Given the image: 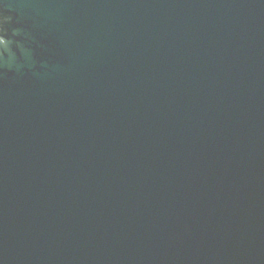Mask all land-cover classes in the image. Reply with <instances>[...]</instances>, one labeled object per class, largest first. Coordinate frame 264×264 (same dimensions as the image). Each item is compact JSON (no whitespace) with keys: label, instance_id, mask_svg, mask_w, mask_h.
<instances>
[{"label":"water","instance_id":"obj_1","mask_svg":"<svg viewBox=\"0 0 264 264\" xmlns=\"http://www.w3.org/2000/svg\"><path fill=\"white\" fill-rule=\"evenodd\" d=\"M0 264H264V0H0Z\"/></svg>","mask_w":264,"mask_h":264}]
</instances>
